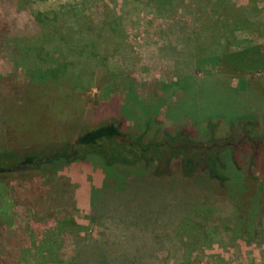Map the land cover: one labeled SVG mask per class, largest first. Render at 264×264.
Instances as JSON below:
<instances>
[{"label": "rangeland", "instance_id": "1", "mask_svg": "<svg viewBox=\"0 0 264 264\" xmlns=\"http://www.w3.org/2000/svg\"><path fill=\"white\" fill-rule=\"evenodd\" d=\"M262 6L261 0H0V264H65L72 234L59 224L95 236L90 194L99 193L96 201L109 209L110 189L130 201H165L176 213L160 257L264 264V69L248 70L250 64L230 72L214 60L245 49L253 54L254 47L264 55V36L251 21L264 34ZM56 69L64 77L57 85L49 78ZM36 71L51 73L40 78ZM236 113L254 127L249 141L215 166L220 180L190 174L187 148H171L173 156L185 155L183 167L171 160L164 167V158L156 176L155 164L120 170L98 156L44 172L23 159L33 149L48 158L58 147L71 151L80 131L118 119L123 133L143 141L179 128L194 144L231 145L239 141Z\"/></svg>", "mask_w": 264, "mask_h": 264}, {"label": "trees", "instance_id": "2", "mask_svg": "<svg viewBox=\"0 0 264 264\" xmlns=\"http://www.w3.org/2000/svg\"><path fill=\"white\" fill-rule=\"evenodd\" d=\"M261 1L264 2V0ZM258 11H264V6L260 7ZM251 21L252 24L254 23L258 32L264 36L259 31L262 24L257 19L255 20V18L251 19ZM39 26L40 24L37 25V27ZM40 29L42 31V28ZM108 30L111 31L112 29L108 28ZM43 35L45 36H42L41 41L46 42L49 36L46 33ZM256 48H253V54H249V61L245 60L244 63H241V61L248 55L246 49L229 53L228 56H221L219 54L215 56L214 60L218 64L225 66L230 72L243 73L242 71L246 67H250V64L254 68L250 67L251 69L248 70L254 71L257 66L264 69V55L258 52ZM207 62H213V59L211 58ZM36 72L40 78L47 77L51 73L47 71V75L46 73L42 75L40 72ZM56 72V77H53L51 73L49 78L51 81H55L57 85L59 82L61 83V80L63 81L64 77L57 69ZM202 89L203 92L211 93V89L207 86H203ZM211 102L214 105L220 104V100L218 99H212ZM234 117L239 119L235 120L233 124V128L239 132L237 134L239 141L231 145H229L230 142L224 144L221 141L212 139L208 141L210 143L209 145L202 146L194 144L186 137L187 134L185 131L179 128L175 129L172 133L162 131L159 138H157V131L153 139L143 141L142 135L131 136L123 133L120 130L121 119H118L110 120L97 127L80 131L75 137L74 146L71 151L69 150L70 147L68 149L65 146L58 147L56 151L52 152L54 155L48 158L42 155L45 151L37 152L36 149H33L30 153L25 154L23 159L26 165H30L33 169L44 172L48 168H52L53 170L55 166L60 168L73 161L84 160L87 156L96 158L98 156L101 158L103 165L118 166L120 170L122 168H129V166L141 170L148 165L155 164L157 171L155 172L153 170L154 172H152L153 176H156L159 175L161 170L159 161L164 158L167 161V163H164V167L168 164L169 160L174 161L178 168L179 166L183 167L184 161L187 160L185 155L178 153L173 156L171 152L173 148L178 151H185V148H187L191 155V159H188L189 161L187 162L189 165L188 172L190 174L197 173L198 170L205 171L211 178L220 180L221 178L215 172V166L218 165L219 167L221 159L225 157L231 158L235 148L240 147L241 143L249 141V133L254 127L253 121L244 118L241 119V116V118H238L237 113ZM174 139L181 141L180 146H173L175 143ZM250 146L254 148V146ZM255 146H258V144ZM262 146L264 147V145ZM68 152L72 153L69 154ZM6 157L10 159L9 155ZM2 159L5 160V155H0V173L5 171L1 165ZM60 159L63 162L59 161L56 164ZM232 163L235 164L234 160H232ZM114 190L110 189V191H107L108 196L114 200L113 205H109V209H106L104 206L101 207L100 203L95 199L100 197V194L94 195L92 194L94 191H91L89 198V219L91 225L96 229L95 236L91 234L82 235L79 231L75 232L73 229L79 230V227H73L74 225L71 224L70 226H66L67 222L65 221L59 224L61 228L63 227L65 230L69 229L68 232L72 234L69 237L71 247L70 255L65 260V264H178V259L175 257H160L157 254L158 252L166 250L167 228L174 223L171 217L172 214L176 213L170 210L171 207L169 204L165 201H160L157 204L154 200L146 198H141L138 201H130L124 194H119L118 191ZM121 201L122 204L120 205ZM117 204L122 207V210L117 209ZM162 204L165 205L161 207L160 205ZM124 205L128 206L124 208Z\"/></svg>", "mask_w": 264, "mask_h": 264}, {"label": "flooded vegetation", "instance_id": "3", "mask_svg": "<svg viewBox=\"0 0 264 264\" xmlns=\"http://www.w3.org/2000/svg\"><path fill=\"white\" fill-rule=\"evenodd\" d=\"M21 163H22V162H21ZM21 163H20V164H21Z\"/></svg>", "mask_w": 264, "mask_h": 264}]
</instances>
